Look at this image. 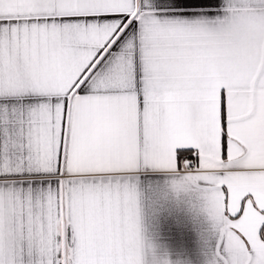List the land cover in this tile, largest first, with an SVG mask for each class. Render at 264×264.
Here are the masks:
<instances>
[{
	"label": "snow or ice",
	"instance_id": "obj_1",
	"mask_svg": "<svg viewBox=\"0 0 264 264\" xmlns=\"http://www.w3.org/2000/svg\"><path fill=\"white\" fill-rule=\"evenodd\" d=\"M141 169L204 211L214 264H264V0H0V264H82L97 216L135 245L105 264H145Z\"/></svg>",
	"mask_w": 264,
	"mask_h": 264
},
{
	"label": "crops",
	"instance_id": "obj_2",
	"mask_svg": "<svg viewBox=\"0 0 264 264\" xmlns=\"http://www.w3.org/2000/svg\"><path fill=\"white\" fill-rule=\"evenodd\" d=\"M223 4V0H220ZM138 30V29H137ZM130 33L98 66L97 71L106 72L120 55ZM142 70L137 53L136 86L140 87ZM26 98L25 102H30ZM172 178L153 169H141L134 177L138 192L140 232L144 245L145 264H214L216 231L212 222L198 204L185 194L171 189ZM49 181L23 176L13 185L35 193L47 187ZM82 264H105L112 259H132L135 245L127 237L117 217L115 222L99 217L89 222L80 249ZM29 258L25 255V260Z\"/></svg>",
	"mask_w": 264,
	"mask_h": 264
}]
</instances>
